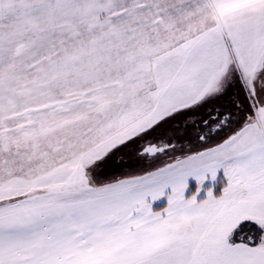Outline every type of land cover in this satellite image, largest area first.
<instances>
[{
  "label": "snow or ice",
  "instance_id": "6c2138e0",
  "mask_svg": "<svg viewBox=\"0 0 264 264\" xmlns=\"http://www.w3.org/2000/svg\"><path fill=\"white\" fill-rule=\"evenodd\" d=\"M0 264H264V0H0Z\"/></svg>",
  "mask_w": 264,
  "mask_h": 264
},
{
  "label": "rangeland",
  "instance_id": "374dc122",
  "mask_svg": "<svg viewBox=\"0 0 264 264\" xmlns=\"http://www.w3.org/2000/svg\"><path fill=\"white\" fill-rule=\"evenodd\" d=\"M188 184H189V188L186 190V195L191 194V192L195 189V181L194 180L189 178ZM204 187H207V184H205ZM200 195L203 196L204 192L202 191ZM165 202L166 201L164 199H161L160 201L154 202L153 207L156 208V207L163 206Z\"/></svg>",
  "mask_w": 264,
  "mask_h": 264
}]
</instances>
